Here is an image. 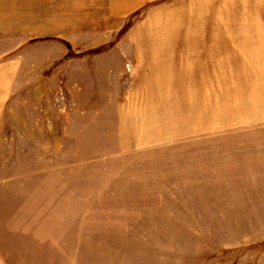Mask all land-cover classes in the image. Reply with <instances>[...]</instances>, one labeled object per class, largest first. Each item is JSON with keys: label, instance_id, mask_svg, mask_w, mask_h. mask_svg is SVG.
<instances>
[{"label": "rangeland", "instance_id": "rangeland-1", "mask_svg": "<svg viewBox=\"0 0 264 264\" xmlns=\"http://www.w3.org/2000/svg\"><path fill=\"white\" fill-rule=\"evenodd\" d=\"M25 1L0 264H264V0Z\"/></svg>", "mask_w": 264, "mask_h": 264}, {"label": "crops", "instance_id": "crops-1", "mask_svg": "<svg viewBox=\"0 0 264 264\" xmlns=\"http://www.w3.org/2000/svg\"><path fill=\"white\" fill-rule=\"evenodd\" d=\"M25 0H0V34L1 32L16 33V29H22L24 32L25 24L33 23L37 14H26L25 11H17L19 6L25 4ZM38 5L39 1L37 2ZM39 12V11H38ZM40 14V12H39ZM5 30H2V29Z\"/></svg>", "mask_w": 264, "mask_h": 264}]
</instances>
